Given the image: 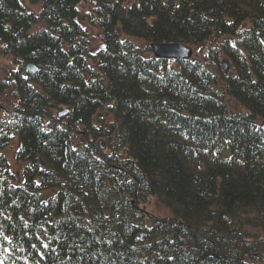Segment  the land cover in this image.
I'll use <instances>...</instances> for the list:
<instances>
[{"label":"trees","instance_id":"16d2710c","mask_svg":"<svg viewBox=\"0 0 264 264\" xmlns=\"http://www.w3.org/2000/svg\"><path fill=\"white\" fill-rule=\"evenodd\" d=\"M80 2L0 0V259L264 264V0Z\"/></svg>","mask_w":264,"mask_h":264},{"label":"rangeland","instance_id":"374dc122","mask_svg":"<svg viewBox=\"0 0 264 264\" xmlns=\"http://www.w3.org/2000/svg\"><path fill=\"white\" fill-rule=\"evenodd\" d=\"M90 2L91 0H81L78 8L82 18H84V15L87 12H90ZM85 25H87L86 22ZM89 30L94 39L93 48L96 49L98 46V37H99L98 32L92 27H89ZM140 44L142 45V43ZM207 46L208 44L204 43L202 45L192 47L194 54L193 58L197 57L198 55H201L206 50ZM9 63H10L9 58L0 59V79L5 77L6 75L5 72L9 66ZM17 147H18V140L13 139L8 145V147L1 151L2 155H4L7 158L11 168L14 171L20 170L21 168L19 163L15 161V152ZM143 208L145 211L160 217H167L169 214L168 211L165 208H163L156 200H150L147 205L143 206Z\"/></svg>","mask_w":264,"mask_h":264},{"label":"water","instance_id":"95a60500","mask_svg":"<svg viewBox=\"0 0 264 264\" xmlns=\"http://www.w3.org/2000/svg\"><path fill=\"white\" fill-rule=\"evenodd\" d=\"M154 57L167 61L176 60L184 61L189 60L192 56V49L183 44H154L151 46ZM28 72H35L36 68L32 65H26ZM65 112H61L59 116L64 115ZM260 130L264 133V120L260 123Z\"/></svg>","mask_w":264,"mask_h":264},{"label":"snow or ice","instance_id":"6c2138e0","mask_svg":"<svg viewBox=\"0 0 264 264\" xmlns=\"http://www.w3.org/2000/svg\"><path fill=\"white\" fill-rule=\"evenodd\" d=\"M262 43H264V41H262ZM5 219H9V217H5ZM25 227H27V222H25ZM0 238H2L3 241H5V242H7L9 244L12 243L11 238L4 234V232L2 230V227H0ZM0 247H2V245H0ZM44 247H47V245H44ZM3 251L6 252V253H10L11 249L7 248V247H4ZM0 264H4L2 259H0Z\"/></svg>","mask_w":264,"mask_h":264}]
</instances>
